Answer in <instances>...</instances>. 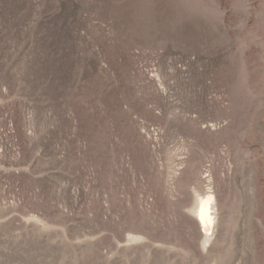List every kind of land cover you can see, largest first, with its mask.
<instances>
[{
  "label": "rangeland",
  "instance_id": "rangeland-1",
  "mask_svg": "<svg viewBox=\"0 0 264 264\" xmlns=\"http://www.w3.org/2000/svg\"><path fill=\"white\" fill-rule=\"evenodd\" d=\"M0 264H264V0H0Z\"/></svg>",
  "mask_w": 264,
  "mask_h": 264
},
{
  "label": "bare ground",
  "instance_id": "bare-ground-1",
  "mask_svg": "<svg viewBox=\"0 0 264 264\" xmlns=\"http://www.w3.org/2000/svg\"><path fill=\"white\" fill-rule=\"evenodd\" d=\"M195 202L196 206L193 212V217L201 234L207 238L212 233L215 223L214 221L216 220L213 212L215 207L213 206L215 203V197L211 193L199 194Z\"/></svg>",
  "mask_w": 264,
  "mask_h": 264
}]
</instances>
